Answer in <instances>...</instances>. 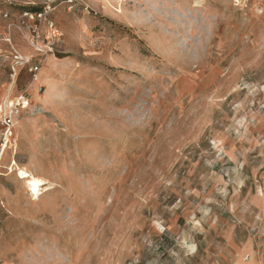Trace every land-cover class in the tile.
I'll use <instances>...</instances> for the list:
<instances>
[{"label":"rangeland","instance_id":"obj_1","mask_svg":"<svg viewBox=\"0 0 264 264\" xmlns=\"http://www.w3.org/2000/svg\"><path fill=\"white\" fill-rule=\"evenodd\" d=\"M22 10L0 0V102L29 101L0 264H234L264 220V0H73L43 53Z\"/></svg>","mask_w":264,"mask_h":264},{"label":"built area","instance_id":"obj_2","mask_svg":"<svg viewBox=\"0 0 264 264\" xmlns=\"http://www.w3.org/2000/svg\"><path fill=\"white\" fill-rule=\"evenodd\" d=\"M2 3L8 7H22L21 17L23 19V26L27 28L29 37L27 42L37 51L43 53L41 50L43 46V38L41 37V23L43 26L52 31L53 39L58 38V32L55 31L54 24L47 16L60 5H69L73 0H1ZM5 16L7 14L5 13ZM43 21V22H42ZM48 40V39H47ZM30 60H25L29 63ZM40 66L34 65L28 69V72L35 79ZM15 75V73L13 74ZM28 99L20 94L12 98H6L0 102V160L5 149L10 150L16 145L14 129L20 112L27 108ZM248 257L245 256V259Z\"/></svg>","mask_w":264,"mask_h":264},{"label":"crops","instance_id":"obj_3","mask_svg":"<svg viewBox=\"0 0 264 264\" xmlns=\"http://www.w3.org/2000/svg\"><path fill=\"white\" fill-rule=\"evenodd\" d=\"M254 227H258L257 224ZM260 230L243 238L244 243L235 252L234 264H264V220ZM245 256H249L248 259Z\"/></svg>","mask_w":264,"mask_h":264},{"label":"bare ground","instance_id":"obj_4","mask_svg":"<svg viewBox=\"0 0 264 264\" xmlns=\"http://www.w3.org/2000/svg\"><path fill=\"white\" fill-rule=\"evenodd\" d=\"M14 166L15 163L13 164V167ZM13 171H15L17 179L22 180V183L28 189V192H30V194L34 196V198H37L41 192L40 186H42V184H44L46 181L40 177H37L32 171L26 169L25 167H15V169L11 167L10 173H12Z\"/></svg>","mask_w":264,"mask_h":264}]
</instances>
